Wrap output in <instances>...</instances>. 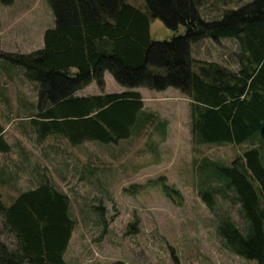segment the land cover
Here are the masks:
<instances>
[{
	"label": "trees",
	"instance_id": "1",
	"mask_svg": "<svg viewBox=\"0 0 264 264\" xmlns=\"http://www.w3.org/2000/svg\"><path fill=\"white\" fill-rule=\"evenodd\" d=\"M130 1L48 0L55 25L45 30L43 47L28 54L0 53L39 85L36 114L30 116L38 139L56 135L77 146L115 143L129 138L133 128L139 134L152 118L141 113L143 101L134 88H171L185 96L196 144L241 145L256 134L264 138V0L226 11L212 22L201 19L199 0H144L143 8ZM13 2L0 0L2 5ZM153 20L171 31L170 39H151ZM205 38L235 39L238 69L192 58L190 45ZM105 72L128 90L75 96L92 82L102 88ZM260 148H249L228 166L203 159L200 168L208 182L199 194L215 216L223 248L264 264ZM11 150L0 117V153ZM228 191L239 203L241 227L215 209L217 198L225 199ZM69 210L68 196L48 181L21 192L9 206L0 203L3 230L17 241L13 250L0 242V264H67L64 254L75 229Z\"/></svg>",
	"mask_w": 264,
	"mask_h": 264
},
{
	"label": "rangeland",
	"instance_id": "2",
	"mask_svg": "<svg viewBox=\"0 0 264 264\" xmlns=\"http://www.w3.org/2000/svg\"><path fill=\"white\" fill-rule=\"evenodd\" d=\"M251 1L199 0L198 11L201 19L212 22ZM130 3L144 6V0ZM53 17L48 0L0 4V53L41 49ZM149 33L155 41L171 37L160 20L151 21ZM179 33H184L183 26ZM237 52L232 38H205L190 45L192 58L232 70L238 69ZM102 88L89 91L123 90L108 73ZM38 89V83L26 80L22 67L0 57V117L12 147L0 153V203L9 206L18 194L45 181L66 194L75 221L64 254L67 264H257L223 248L215 216L199 192L208 182L200 168L203 159L228 166L249 148L264 145L260 134L241 145L196 144L185 96L171 88H138L144 113L152 118L144 133L133 128L128 139L117 143L73 149L56 136L38 139L30 123ZM260 150L264 163V146ZM239 207L229 191L215 205L219 214L227 213L241 227ZM0 242L12 250L17 246L14 236L3 230L1 214Z\"/></svg>",
	"mask_w": 264,
	"mask_h": 264
},
{
	"label": "crops",
	"instance_id": "3",
	"mask_svg": "<svg viewBox=\"0 0 264 264\" xmlns=\"http://www.w3.org/2000/svg\"><path fill=\"white\" fill-rule=\"evenodd\" d=\"M137 7V6H136ZM139 8V7H138ZM54 18V17H53ZM54 25H55V22H53L52 24H51V26H50V28H53L54 27ZM50 28H47V29H50ZM46 29V30H47ZM45 32V31H44ZM44 32H43V34H44ZM42 47H43V45H42ZM108 72H105L104 73V86H103V88L105 87V75L107 74ZM109 75H111L110 73H108ZM112 77V76H111ZM113 78V77H112ZM114 80V79H113ZM97 86V84L95 83V82H92V83H90L88 86H86L85 88H83V89H81V90H79L78 92H76L75 93V96H77V97H89V96H103V95H106V94H114V93H116V94H119V93H122V92H124V91H127L128 89H124L123 87V90H121L120 92H112V93H110V92H107L106 90H105V92H102V91H95V92H93V91H89V89H92V88H97L96 87ZM102 88V89H103ZM131 91H135V92H138L140 95H141V98H142V101H143V108H142V110H141V113H144V99H143V96H142V94H141V92L140 91H138V88H134V89H132ZM139 116V115H138ZM138 121H139V117H138ZM144 124H142V126H143ZM145 127L146 126H143L142 128H143V133L145 132ZM140 134H141V132H140ZM52 136H56V135H52ZM49 137H51V136H49ZM56 137H58V136H56ZM48 138V137H47ZM59 138H61L62 139V141H65L66 143H68V141L65 139V138H63V137H59ZM128 139V138H127ZM122 140H124V139H121V140H118V141H122ZM117 141V142H118ZM117 142H115V143H117ZM100 142H97V141H83L81 144H79V145H77V146H71L69 143V146L70 147H72L73 149H80V148H83V146L84 145H86V144H99ZM103 144V143H102Z\"/></svg>",
	"mask_w": 264,
	"mask_h": 264
}]
</instances>
